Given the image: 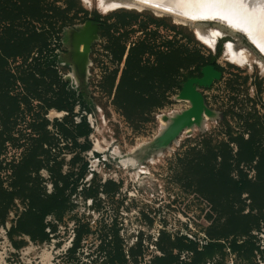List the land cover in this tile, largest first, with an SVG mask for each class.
Returning a JSON list of instances; mask_svg holds the SVG:
<instances>
[{"label":"rangeland","instance_id":"1","mask_svg":"<svg viewBox=\"0 0 264 264\" xmlns=\"http://www.w3.org/2000/svg\"><path fill=\"white\" fill-rule=\"evenodd\" d=\"M144 2L0 0V264H264V0L245 19L216 1L195 16L182 0ZM86 22L89 72L72 44ZM189 82L197 112L180 98ZM190 112L201 127L156 141Z\"/></svg>","mask_w":264,"mask_h":264},{"label":"bare ground","instance_id":"2","mask_svg":"<svg viewBox=\"0 0 264 264\" xmlns=\"http://www.w3.org/2000/svg\"><path fill=\"white\" fill-rule=\"evenodd\" d=\"M145 1V0H144ZM144 1H142V0H99V5H101V7H102V9L103 10H105V11H110V10H113V9H116V8H119V7H128V8H134V7H137V8H144L145 6H150L151 4L149 3V4H147L148 2H144ZM183 2H182V4L181 3H179V5H182L183 6V8H185V10H188V11H192L193 9H195V7H196V5L197 4H199V3H197L198 2V0H187L188 2H190V3H188L187 1H185V0H182ZM209 1V0H208ZM210 1H216L215 3H217L218 2V0H210ZM224 2H221V3H224L225 5H227L228 6V8L226 7V12L229 14V13H231V14H236V15H238V14H240L241 12V18H242V16H243V19H245V17H246V15H248V16H250L249 15V9L252 11V9L251 8H249L250 6H252L253 4H255L256 5V0H223ZM260 1V0H259ZM207 2V1H206ZM220 2H218L220 5H221V3ZM263 2V1H262ZM261 2V3H262ZM212 3V2H211ZM215 3H212V4H207V6H205L204 5V7L207 9V7L208 6H210V7H213V9L215 8ZM217 3V4H218ZM153 4V3H152ZM162 4V3H161ZM190 4V5H189ZM206 4V3H205ZM216 4V5H217ZM249 4V5H248ZM264 4V3H263ZM262 4V5H263ZM200 6V9L202 10L203 9V4H202V8H201V3L199 4ZM219 5V6H220ZM259 5H260V3H259ZM261 5V6H262ZM152 6V5H151ZM159 5H157L156 7H158ZM185 6V7H184ZM223 7H224V5H222ZM160 7V6H159ZM164 6H162V8H163ZM210 7H208V9L206 10L207 11V13H211L212 12V14H213V9H211ZM216 7H218V5L216 6ZM255 7H258V6H255ZM255 7H254V9H255ZM151 8H153V7H151ZM182 8V7H181ZM182 8V9H183ZM264 8V7H263ZM157 9H159V8H157ZM198 9V8H197ZM210 9V10H209ZM216 9V8H215ZM220 9V7H218L216 10H215V12L214 13H216V11H218ZM221 9H224V8H221ZM221 9L219 10V12L220 13H222V11H221ZM159 10H161V9H159ZM163 10V12L164 11H166V10H170V7H169V9L167 8L166 10H164V9H162ZM181 10V9H180ZM185 10H183V11H185ZM200 10V12L201 13H203L202 11ZM263 11V9H260V11ZM205 10H204V13L206 12ZM247 13H246V12ZM260 11H259V13L258 14H261L262 13V11H261V13H260ZM167 12V11H166ZM193 12H194V10L192 11V12H190V13H192L193 14ZM219 12L217 13V14H219ZM226 12H224L223 11V13H222V15H225V13ZM246 13V14H244V13ZM253 12H255V11H253ZM264 12V11H263ZM170 13H171V10H170ZM169 13V14H170ZM176 13V12H175ZM189 13V14H190ZM196 14H198V13H195V15ZM217 14H215V18H216V16H217ZM231 14L229 15L230 17H231ZM244 14V15H243ZM264 13H262V15H263ZM172 15H173V13H172ZM194 15V14H193ZM194 15V16H195ZM200 15H203V14H200ZM220 15V18L222 17H224V16H222L221 14H219ZM219 15L217 16V17H219ZM261 15V16H262ZM180 16H182V15H180ZM198 16V15H197ZM212 16H214V15H212ZM212 16H211V19H212ZM238 16H240V15H238ZM247 16V17H248ZM178 17V16H177ZM187 17V16H186ZM203 17H206V16H204L203 15ZM209 17V16H208ZM207 17V18H208ZM226 17H228V15H226ZM225 17V19L224 20H226L227 22H226V24L228 23V20H227V18ZM229 17V18H230ZM236 17V16H235ZM251 17V16H250ZM252 17H254L253 15H252ZM182 18V17H181ZM214 18V17H213ZM255 18V17H254ZM184 19V18H183ZM231 20H232V18H230ZM236 19H239V17L237 18L236 17ZM248 19H249V17H248ZM252 19V18H251ZM263 18H261V20H262ZM193 20V19H192ZM192 20H190V21H192ZM198 20V19H197ZM203 20H205V19H203ZM231 20H229V22L231 21ZM252 20H254L255 21V19H252ZM264 20V19H263ZM262 20V21H263ZM244 21V20H243ZM261 21V22H262ZM219 22V21H218ZM222 22V21H221ZM236 22V24H237V22H238V20L237 21H235ZM256 22V21H255ZM264 22V21H263ZM190 23H192V22H190ZM199 23V22H198ZM231 24H235L234 22L232 23V22H230ZM246 23V22H245ZM251 23V22H250ZM249 22H247L246 24H250ZM194 25H196V24H194ZM200 25V24H199ZM205 25V24H204ZM229 25V24H228ZM243 25V24H242ZM260 25H262V24H260ZM259 25V26H260ZM197 26V25H196ZM218 26V25H217ZM231 25H229V27H230ZM233 26L234 25H232L231 27L233 28ZM255 25H253V26H250L251 28L252 27H254ZM239 27V26H238ZM241 27V26H240ZM262 27V26H261ZM242 28V27H241ZM249 28V27H248ZM255 28V27H254ZM259 29H258V31L260 30V27H258ZM234 29H237V27L236 28H234ZM263 29V28H262ZM250 30V29H249ZM252 30H254V29H252ZM242 31H244V30H242ZM261 31V30H260ZM198 32V31H197ZM210 33H212V31H209ZM214 32V31H213ZM220 32V31H219ZM233 32V31H232ZM199 34H200V32H198ZM197 33V35H198V37H202V40L203 41H207V43L209 42V39H208V37H207V34H206V36H204V34H201V35H203V36H200L199 34ZM202 33V32H201ZM209 33V34H210ZM233 33H235V32H233ZM243 33H246V31L245 32H243ZM248 33V34H247ZM246 34L249 36V32H247ZM263 33H264V31H263ZM208 34V35H209ZM236 34V33H235ZM253 34V33H252ZM257 34L258 33H256V37H257ZM262 34V32H260V35L259 36H262L263 37V35H261ZM216 35V37H217V33L215 32L214 33V35H212L211 34V37H210V39L212 38V36L214 37ZM253 36V35H252ZM251 36V37H252ZM216 37H214V41H215V38ZM255 37V36H254ZM253 37V38H254ZM98 38V29H97V27H96V25H94V23H91V22H86L83 26H82V28L80 29V31L79 32H76L75 33V36H74V43H72V44H74V48H75V51H76V60L78 61V63H80V64H82V62L83 63H85V71L86 72H89V66H90V60H89V58H88V52L86 51V47H89L96 39ZM213 39V38H212ZM254 39H257V38H254ZM259 40H257V42H258V44H259V47L261 46L260 45V37L258 38ZM263 43H264V38H263V40H261ZM255 42V40L253 41V43ZM257 42H255V44L257 45ZM211 43V42H210ZM262 44V43H261ZM211 45V44H210ZM230 45V44H229ZM246 45H248V44H246ZM262 45H264V44H262ZM258 46V45H257ZM228 47H230V46H227V48ZM232 47V46H231ZM262 47H264V46H262ZM230 49V48H229ZM228 49V50H229ZM232 50H233V48H232ZM260 50L262 51V50H264V48L262 49L261 47H260ZM230 51V50H229ZM227 52V51H226ZM264 52V51H263ZM242 53V52H241ZM241 53H239V52H237L235 49H234V51L231 53V54H229L230 56H231V58L232 59H234V60H236L237 62H239L238 64H240V63H243V60H244V58H246V55H241ZM247 59V58H246ZM244 61H246V60H244ZM245 63V62H244ZM84 67V66H83ZM86 74V73H85ZM204 75H205V78L206 79H211V78H214V77H219L220 76V72H218L216 69H214L213 67H211V66H208V67H205L204 68ZM200 81H204L203 79H199ZM212 81V80H211ZM205 82V81H204ZM192 82H189V83H187V85H186V87H185V90H184V92H182V94H181V96H180V98H182V99H188L192 104H193V110L194 111H198V110H200V109H202V106H203V104L201 103V101L199 100V97H198V95L196 94V92L194 91V90H192V87H191V84ZM199 113H197V115H196V117H194L193 118V115H192V112H190V113H188V114H185V115H183V116H180V117H178V118H176V117H170L165 123L167 124L165 127H164V129L162 130V132H161V134H160V136L157 138V142L158 143H163L164 145H167L170 141H176V139H177V135H178V133L180 132V131H182V130H184V129H186L187 131H191L193 128H195L196 127V125H199V127H201V123H202V119H201V117L198 115ZM161 151V148L159 149V152Z\"/></svg>","mask_w":264,"mask_h":264},{"label":"trees","instance_id":"3","mask_svg":"<svg viewBox=\"0 0 264 264\" xmlns=\"http://www.w3.org/2000/svg\"><path fill=\"white\" fill-rule=\"evenodd\" d=\"M167 46L169 47L168 51L164 54H161V56H165L166 59H174V57H176L177 55H179V52H180V48H176V46L174 44H172L171 42L167 43ZM146 50V45H144V43H138L136 44L134 47H132L129 51V56L127 58V64H129L131 62V60L133 59V56L136 52H144ZM160 59H158V64L160 63ZM208 65H212L211 63H203V65L199 66V70L201 71V69L205 66H208ZM213 66L217 69V70H221V68H219V66H217L216 64H213ZM201 77V75H200ZM189 78H191V76H188V77H185L184 79L180 80L178 83H179V88H181V86L183 85L184 82H186ZM123 76L121 77V80L118 84V87H117V92H116V100H117V103H128L129 101V98H127V102L126 100L124 101V98H122V94H123ZM171 83L172 85L174 84V80H171ZM133 93V91H132ZM148 96V95H147ZM151 98H154L153 96H151ZM126 99V98H125ZM154 103H158V102H154ZM214 246L213 245H209L206 249H207V254H211V249L213 248Z\"/></svg>","mask_w":264,"mask_h":264},{"label":"built area","instance_id":"4","mask_svg":"<svg viewBox=\"0 0 264 264\" xmlns=\"http://www.w3.org/2000/svg\"><path fill=\"white\" fill-rule=\"evenodd\" d=\"M75 235L73 236L72 240H71V243H70V248L69 249H72L74 248V243H75ZM263 249V248H262ZM208 264H212V263H208Z\"/></svg>","mask_w":264,"mask_h":264},{"label":"flooded vegetation","instance_id":"5","mask_svg":"<svg viewBox=\"0 0 264 264\" xmlns=\"http://www.w3.org/2000/svg\"><path fill=\"white\" fill-rule=\"evenodd\" d=\"M78 250V247L76 246V244L74 243V248H73V254Z\"/></svg>","mask_w":264,"mask_h":264},{"label":"water","instance_id":"6","mask_svg":"<svg viewBox=\"0 0 264 264\" xmlns=\"http://www.w3.org/2000/svg\"><path fill=\"white\" fill-rule=\"evenodd\" d=\"M98 29V27H97ZM86 51L89 52L90 51V46L89 47H86ZM203 74H204V70H203ZM184 92V91H183ZM182 94V93H181Z\"/></svg>","mask_w":264,"mask_h":264}]
</instances>
